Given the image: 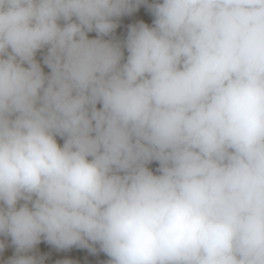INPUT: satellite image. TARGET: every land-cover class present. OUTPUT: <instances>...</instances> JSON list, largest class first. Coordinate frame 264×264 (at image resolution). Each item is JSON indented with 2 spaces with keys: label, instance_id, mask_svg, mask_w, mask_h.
Listing matches in <instances>:
<instances>
[{
  "label": "clouds",
  "instance_id": "clouds-1",
  "mask_svg": "<svg viewBox=\"0 0 264 264\" xmlns=\"http://www.w3.org/2000/svg\"><path fill=\"white\" fill-rule=\"evenodd\" d=\"M145 2L0 0L9 264H42V238L108 264H264V0H162L104 39Z\"/></svg>",
  "mask_w": 264,
  "mask_h": 264
},
{
  "label": "rangeland",
  "instance_id": "rangeland-1",
  "mask_svg": "<svg viewBox=\"0 0 264 264\" xmlns=\"http://www.w3.org/2000/svg\"><path fill=\"white\" fill-rule=\"evenodd\" d=\"M158 2H162V0H146L145 3H141L138 7H136L131 13H127L122 15L121 17L115 18V22L117 23V28L115 29V31L110 35V36H106L104 37V39H112L114 41H118V42H123L126 40L128 32L130 30V28L132 26L138 25L139 23H145L147 24L149 27L153 26V22L155 17L152 14L151 11V5L158 3ZM75 19V18H74ZM60 23L63 25L64 21H60ZM89 38H96L97 34L95 32H90L88 33ZM124 51V57H125V61L127 58V50L126 48L123 49ZM47 55V47H45L44 49H41L40 51L37 52L36 54V60L40 63L42 70L44 71V73L47 75L50 72V69L44 64V57ZM123 62V61H122ZM101 105H97V108H100ZM57 143L60 146H63L64 143V138L57 136ZM148 167L150 168V170L153 171L154 174H158L156 172V169L159 167V163L156 161L151 162ZM24 201H20L18 203V207L20 206V204H23ZM3 235V234H0ZM4 236V235H3ZM10 237V236H9ZM4 250H9L11 253L15 252V246L12 244V241L7 239L4 242ZM40 246H42L41 250H43V252L46 249H49L50 251H63V249H59L56 248L55 246L51 247V244H48L47 242H40L39 244L36 245L35 249L36 251L40 250ZM76 248L78 249L77 246H73L70 249V251H74L76 250ZM53 262H59L61 261V257L59 258L58 256L55 257L54 259H52Z\"/></svg>",
  "mask_w": 264,
  "mask_h": 264
},
{
  "label": "crops",
  "instance_id": "crops-1",
  "mask_svg": "<svg viewBox=\"0 0 264 264\" xmlns=\"http://www.w3.org/2000/svg\"><path fill=\"white\" fill-rule=\"evenodd\" d=\"M11 240L9 236L0 235V242H4L5 240ZM41 242L45 243L46 241L41 239ZM36 247V246H35ZM35 247L24 255L34 256L37 259L43 258L42 264H65V262H70V264H108L109 257L107 254L102 252L99 248V245H94L96 251L93 252L88 248H76L74 251H70L69 248L63 249V251H53L46 249L44 252L41 250L42 246H40V250L36 251ZM53 249V245H51ZM16 255L15 252L11 253L9 250H0V264H9V261ZM61 257V261L53 262L52 259L55 257Z\"/></svg>",
  "mask_w": 264,
  "mask_h": 264
}]
</instances>
